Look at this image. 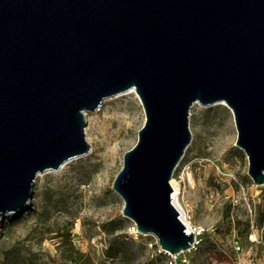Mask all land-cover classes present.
<instances>
[{"label":"water","instance_id":"1","mask_svg":"<svg viewBox=\"0 0 264 264\" xmlns=\"http://www.w3.org/2000/svg\"><path fill=\"white\" fill-rule=\"evenodd\" d=\"M131 90L145 122L112 190L163 252L195 241L170 185L194 104L226 105L264 185V0H0V222L38 175L89 153L85 112Z\"/></svg>","mask_w":264,"mask_h":264},{"label":"rangeland","instance_id":"2","mask_svg":"<svg viewBox=\"0 0 264 264\" xmlns=\"http://www.w3.org/2000/svg\"><path fill=\"white\" fill-rule=\"evenodd\" d=\"M84 119L89 153L36 177L27 210L0 222V264H23L19 257L28 260L24 264H170L174 258L157 239L139 234L122 216L124 203L112 190L123 155L145 122L138 96L108 98ZM188 124L191 141L170 182L199 234L176 264H264V185L247 175L231 111L222 104H194ZM41 213L47 222L38 218Z\"/></svg>","mask_w":264,"mask_h":264},{"label":"bare ground","instance_id":"3","mask_svg":"<svg viewBox=\"0 0 264 264\" xmlns=\"http://www.w3.org/2000/svg\"><path fill=\"white\" fill-rule=\"evenodd\" d=\"M129 93H134L136 94L133 90L129 91ZM224 105V104H222ZM226 106V105H224ZM86 156V155H85ZM82 156V157H85ZM113 156V151H108V153L103 157L105 162H110V160L112 159ZM80 157V158H82ZM78 159V158H76ZM68 163V162H67ZM67 163H65L62 167H64ZM171 188H172V200L174 205L179 209L180 213H181V219L183 221V223L185 224V226L187 227L188 232H194L196 230H194V228L191 226V224L186 220V217L184 216V213L182 212V209L180 207L179 202L176 199V196L179 194L177 187L173 184V182H170Z\"/></svg>","mask_w":264,"mask_h":264},{"label":"trees","instance_id":"4","mask_svg":"<svg viewBox=\"0 0 264 264\" xmlns=\"http://www.w3.org/2000/svg\"><path fill=\"white\" fill-rule=\"evenodd\" d=\"M45 218V222H47L48 221V218H46V214H44V213H41V214H38V218ZM249 227H250V224H249V222L247 223V231H246V236H248L249 235V232H248V230H249ZM49 232V231H48ZM240 236H242L241 234H240ZM65 239H66V241H69V239H70V228H67V230H66V234H65ZM20 259H19V261L21 262V263H23L24 264V262H27L28 260L25 258H21V257H19Z\"/></svg>","mask_w":264,"mask_h":264},{"label":"built area","instance_id":"5","mask_svg":"<svg viewBox=\"0 0 264 264\" xmlns=\"http://www.w3.org/2000/svg\"><path fill=\"white\" fill-rule=\"evenodd\" d=\"M135 230H136V229H135ZM136 232H137V231H136ZM193 233H194V235H195V241H194V244L192 245L191 249L194 248V245H195V243H196V236L199 234V233H197L196 231H194ZM177 256H179V255H177ZM170 257L174 258V260L170 261V264H176V261H175L176 256H171V255H170Z\"/></svg>","mask_w":264,"mask_h":264}]
</instances>
